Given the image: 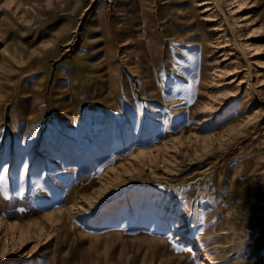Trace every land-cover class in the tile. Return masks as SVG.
<instances>
[{
    "label": "rangeland",
    "instance_id": "obj_1",
    "mask_svg": "<svg viewBox=\"0 0 264 264\" xmlns=\"http://www.w3.org/2000/svg\"><path fill=\"white\" fill-rule=\"evenodd\" d=\"M197 240L263 264L264 0H0V264Z\"/></svg>",
    "mask_w": 264,
    "mask_h": 264
},
{
    "label": "bare ground",
    "instance_id": "obj_2",
    "mask_svg": "<svg viewBox=\"0 0 264 264\" xmlns=\"http://www.w3.org/2000/svg\"><path fill=\"white\" fill-rule=\"evenodd\" d=\"M240 6H243V4H241ZM143 9V8H142ZM243 9H241L240 8V11H242ZM73 37V36H72ZM255 55V54H254ZM227 60V58L226 57H224L223 59H222V61L223 62H225ZM215 74H216V76L217 77H220V75H218V73H216V71L214 72ZM234 73H229L228 75L229 76H232ZM215 76V77H216ZM241 82V81H240ZM224 85V83L222 82V81H219V84H218V86H223ZM238 85H239V83H238ZM242 107V106H241ZM246 112V111H245ZM244 112V113H245ZM239 114V113H238ZM204 122V121H203ZM201 124H204V123H201ZM179 230H181L182 231V235L184 236V238L185 237H189L191 234H190V230H189V228H188V225H187V222H184V223H182V225H181V227L179 228ZM166 239H169V237H166ZM195 246L196 247H200V248H203V250H204V253L202 254L204 257H205V261L206 262H208V264H216L217 263V261L215 260V258H214V256H213V254L210 252V248L206 245V244H204L203 243V241H201V240H197L196 241V244H195ZM194 246V247H195ZM188 252H190V253H194V252H196L197 253V251H196V249L195 248H193V246L192 245H190L189 246V248H188ZM262 261H263V264H264V258L262 259Z\"/></svg>",
    "mask_w": 264,
    "mask_h": 264
}]
</instances>
